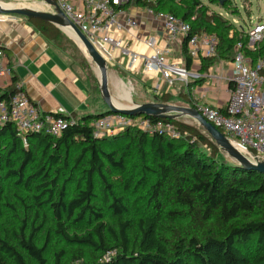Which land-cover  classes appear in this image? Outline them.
I'll use <instances>...</instances> for the list:
<instances>
[{
    "label": "trees",
    "instance_id": "16d2710c",
    "mask_svg": "<svg viewBox=\"0 0 264 264\" xmlns=\"http://www.w3.org/2000/svg\"><path fill=\"white\" fill-rule=\"evenodd\" d=\"M129 4L181 17L190 24V35H215L216 54L201 58V73H208L219 59L232 60L239 43L252 65L264 60L263 49H249L247 36L235 38L230 20L210 11L203 0H130L124 8ZM28 20L47 39L68 40L55 24ZM186 42L183 57L190 68ZM12 82L0 90V101L15 91L17 79ZM196 82L179 97L193 102L191 89ZM156 96L164 103L172 98L170 92ZM71 116L78 122L60 136L30 133L24 140L14 124L0 125V264H49L45 253L51 230L75 244L70 251L78 264H264V174L243 170L227 159L196 124L159 118L178 126L180 139L148 135L133 126L96 137L90 122L107 116L103 111ZM114 142L124 144L105 148ZM134 148L139 156L135 176L127 163ZM107 164L123 175L125 191L145 202L142 213L130 212L128 196L115 191L107 178ZM96 177L112 222L71 236L70 222H81L88 214L101 216L92 202ZM12 197L17 213H24L20 224L9 227L4 207ZM45 227L46 241L39 246V233ZM108 253L113 254L106 259ZM64 254V250L56 252L53 264H67Z\"/></svg>",
    "mask_w": 264,
    "mask_h": 264
},
{
    "label": "built area",
    "instance_id": "2783aa9c",
    "mask_svg": "<svg viewBox=\"0 0 264 264\" xmlns=\"http://www.w3.org/2000/svg\"><path fill=\"white\" fill-rule=\"evenodd\" d=\"M130 0H56L65 15L89 39L98 52L110 64L115 60V53L129 58L128 68L135 69L137 62H142L145 71L150 74L160 73L168 88L174 84L187 87L191 82L212 78L208 73L188 68L185 61L173 58V44L186 40L187 48L194 59L212 57L216 54L218 39L213 34H191L190 24L171 13L156 12L147 9L156 20L160 21L164 31V45L159 46L157 38L146 37L144 43L150 52L138 54L131 50L130 42L118 38L115 32L127 28H136L137 20L128 17L124 21L120 16L124 5ZM264 32V24L257 23L249 31L251 50ZM232 59L231 95L225 107L212 106L193 96V102L185 100L194 107L207 121L212 123L228 137L234 146L254 162V156L264 161V60L252 65V60L242 51V44H237ZM12 67L6 62V52L0 46V90L8 88L12 82ZM5 80V85L1 81ZM15 91L9 93L7 100L0 101V125L12 123L18 134L25 140L30 133H44L60 136L63 131L78 119L71 115L57 116L55 113L42 111L30 98L20 83L15 84ZM169 92V91H168ZM90 125L94 135L102 137L120 132L126 126H133L148 135H165L180 139L182 133L173 122L164 119H152L147 116L130 117L123 114H108L92 118Z\"/></svg>",
    "mask_w": 264,
    "mask_h": 264
},
{
    "label": "crops",
    "instance_id": "0c3cea01",
    "mask_svg": "<svg viewBox=\"0 0 264 264\" xmlns=\"http://www.w3.org/2000/svg\"><path fill=\"white\" fill-rule=\"evenodd\" d=\"M0 1L32 4L34 7L52 11V7L45 3V0ZM128 17L137 20L138 26L115 34L118 38L129 41L133 52L149 53L151 49L144 43V39L149 36L157 38L160 47L164 45L162 24L148 13L146 8L129 4L124 8L120 19L124 21ZM56 27L68 40L56 43L47 39L28 18L15 14H0V46L6 52V62L13 69L12 80L15 77L44 112L66 116L74 114L77 117L94 114L92 110L101 108V102L97 105L91 101V80L84 75L79 62L69 52L72 48L83 50L70 32L57 25ZM182 47L183 40L175 42L171 56L184 60ZM231 61L217 60L208 71L213 77L202 79L203 81L192 86L193 96L212 106L225 107L232 88ZM110 64L137 82L150 86L155 95L171 90L167 88L160 73H147L141 61L131 70L128 68L129 58L121 57L116 52L115 60ZM200 66L201 60L194 59L190 68L199 71ZM1 83L5 85L6 81L2 80ZM5 89L6 87H3V90Z\"/></svg>",
    "mask_w": 264,
    "mask_h": 264
},
{
    "label": "rangeland",
    "instance_id": "374dc122",
    "mask_svg": "<svg viewBox=\"0 0 264 264\" xmlns=\"http://www.w3.org/2000/svg\"><path fill=\"white\" fill-rule=\"evenodd\" d=\"M203 2L209 8L210 11L220 12L225 18L230 20L231 24L233 25L231 33L234 34L235 38L237 39H244V37L246 36L249 37V31L255 26V24H264V0H203ZM254 46V50H264V32L259 36V39L256 41ZM69 52L73 56V58L77 62H79L81 69L84 71V75L91 80V101H94V103H96L97 105L101 102V108L94 109L92 110V112L96 113L105 111L107 109V106L101 101L102 99L98 88L99 72L96 65L83 51L72 48V50H69ZM173 56L175 57L174 54ZM108 71L109 89L112 97L118 103L125 105H133L154 101L155 92H153L150 86H145L143 83L137 82L132 77H129L128 75L124 74L116 67L111 66V64H109ZM169 92L172 94V98L170 101L171 103L187 105L186 101L179 97L180 92L187 93V87L183 86L180 83H176L173 85V87H171V90H169ZM179 120L198 125L194 120L187 117H182ZM180 142H183V140H181ZM122 144H124V142H114L107 145L105 148L107 150H112L120 148ZM130 150V155L127 157V163L128 167L131 168L130 173L135 176L137 174V166L139 165V156L136 154V148ZM75 153L76 151H74L73 154ZM73 156L75 158V155ZM226 158L231 160L227 155ZM105 172L109 182L113 184L115 191L122 192L128 196L127 201L128 206L130 208V212L134 214L142 213L144 211L145 202L140 198H136V196L131 191H125V178L123 177V175L108 164ZM69 186L72 187V184H69ZM103 200L104 196L100 189L99 180L96 177L95 196L92 202L96 206V212L100 213L101 216L95 217L93 215L88 214L81 222H70L68 232L71 236L74 234L81 236L87 234L88 232H92L94 227H96L101 222L106 223L108 225L111 224L112 213L108 207V204H103ZM14 201L15 198L12 197L9 201L10 205L4 207V210L6 211L5 215L7 217L5 225L9 227H13L14 224H20V219L24 213V211H20L17 213L16 208L18 207V205H15ZM110 201L111 199H109L108 202ZM23 207L24 206H21V208ZM46 236L47 227H45L39 233V237L37 240L39 246H42L45 243ZM73 246H75V244H70L66 242L64 238L56 235L54 231L51 230L49 235V242L45 253V257L48 263L53 264L55 260V253L60 250H64L65 254L62 257L64 263L78 264L79 261L75 259L74 255H72L70 251ZM82 246L85 247V245ZM112 254L113 253H108L105 258L108 259ZM87 258L88 257H86L85 260H87Z\"/></svg>",
    "mask_w": 264,
    "mask_h": 264
},
{
    "label": "water",
    "instance_id": "95a60500",
    "mask_svg": "<svg viewBox=\"0 0 264 264\" xmlns=\"http://www.w3.org/2000/svg\"><path fill=\"white\" fill-rule=\"evenodd\" d=\"M52 7V11H46L32 4H18L0 1V14H15L26 18H39L53 23L63 30L70 32L79 43L83 52L96 65L99 72V93L107 109L103 114H123L130 117H155L170 120H179L187 117L194 120L203 131L215 142L221 152L237 163L243 170H254L264 174V161L254 156L256 162L240 152L228 137L216 126L207 121L194 107L175 103H164L157 96L154 101L122 106L115 101L109 89V63L98 52L86 35L65 15L56 0H45ZM90 115V114H89Z\"/></svg>",
    "mask_w": 264,
    "mask_h": 264
},
{
    "label": "bare ground",
    "instance_id": "6f19581e",
    "mask_svg": "<svg viewBox=\"0 0 264 264\" xmlns=\"http://www.w3.org/2000/svg\"><path fill=\"white\" fill-rule=\"evenodd\" d=\"M121 104V103H120ZM122 106H128V105H125V104H121Z\"/></svg>",
    "mask_w": 264,
    "mask_h": 264
}]
</instances>
